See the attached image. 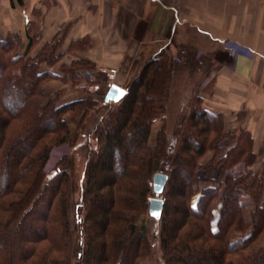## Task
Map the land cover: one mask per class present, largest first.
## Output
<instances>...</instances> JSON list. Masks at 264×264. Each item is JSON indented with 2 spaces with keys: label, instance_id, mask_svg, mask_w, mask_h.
I'll return each mask as SVG.
<instances>
[{
  "label": "trees",
  "instance_id": "1",
  "mask_svg": "<svg viewBox=\"0 0 264 264\" xmlns=\"http://www.w3.org/2000/svg\"><path fill=\"white\" fill-rule=\"evenodd\" d=\"M32 44L24 48L14 34L0 40V264H143L151 251L144 219L149 181L157 173L168 177L156 220L164 264H264V176L249 172L237 178L225 171L254 156L250 134L238 131L237 141L218 148L231 133L222 134V117L203 109L197 97L167 141L163 126L157 146H149L153 124L166 118L174 70L184 64L191 72H207L211 59L188 46L177 57L151 59L117 103L105 102L110 88L105 81L107 113L89 135L95 144L87 149L71 226L69 173L59 167L48 174L46 165L54 147L75 144L64 114L76 102L83 113L84 102H47L43 84L58 75L43 65L60 61L61 41L36 55ZM89 46L84 39L72 49ZM209 150L222 164L213 180L217 159L201 163ZM201 177L215 185H204ZM242 194L255 204L250 223Z\"/></svg>",
  "mask_w": 264,
  "mask_h": 264
},
{
  "label": "crops",
  "instance_id": "2",
  "mask_svg": "<svg viewBox=\"0 0 264 264\" xmlns=\"http://www.w3.org/2000/svg\"><path fill=\"white\" fill-rule=\"evenodd\" d=\"M11 34L24 48L32 41L33 55L60 40L59 62L84 58L98 70L194 49L215 64L203 109L248 132L256 169L264 165V0H0V40ZM84 39L88 50L72 49ZM227 42L253 55L234 57Z\"/></svg>",
  "mask_w": 264,
  "mask_h": 264
},
{
  "label": "rangeland",
  "instance_id": "3",
  "mask_svg": "<svg viewBox=\"0 0 264 264\" xmlns=\"http://www.w3.org/2000/svg\"><path fill=\"white\" fill-rule=\"evenodd\" d=\"M57 53L58 50L56 51V54ZM162 55L174 57V55L169 52H164ZM177 56L178 52L175 57ZM213 66H215V64ZM142 67L143 64H139L135 61L129 65L125 64L120 68H116L118 70L116 82L128 90L137 75L142 70ZM43 69L52 70L58 75L57 78L48 79L43 84V90L47 95V102L53 101L58 106L77 100L84 102L82 103V107L84 109L83 113L79 110L81 106H78L77 108L76 102V105L72 108V110L67 111L64 114V119L71 130L75 144L73 146L64 145L54 147L46 165V171L48 174H50L55 168L59 167L69 173L68 193L71 204L70 224L71 226H74L77 216L75 215V207L81 198L80 185L86 170L87 149L90 146L94 147L95 144L94 140H92V137L89 135L92 134L96 129V126L101 123V119L106 116L107 109L102 107L103 94L106 89L103 85H105V81L108 85L109 83L106 75L101 72L102 69H96L94 65L88 63V60L84 58L77 60L68 59L64 62H58L50 67L47 64H44ZM210 71L211 69L207 72L204 70H195L191 72L190 68L184 64L178 65V67L174 70L169 89V102L165 112L166 118L164 121L157 120L153 124L149 138L150 147L154 148L157 146V141L160 137L159 132L163 129V126L165 127L166 135L164 136L162 134L161 137H164L167 141L168 137L173 134L178 119L183 115H187L189 110L188 106L191 104V100L194 101L197 97L201 98L200 95H203V93H210L212 86V81L209 79V75L211 74ZM96 86L100 87V93L95 92ZM200 106L203 107L202 100ZM222 127V134H231L228 138L221 139V141L217 144L218 148L231 146L232 142L237 141V137L240 134L238 132L240 130L238 129L227 130L224 124ZM240 132H242V130ZM84 134L86 135L85 137L83 136ZM215 158L216 151L209 150L202 158L201 163L209 164L210 162H213ZM216 159L215 163H217V165L210 176L212 180L218 178L219 172L222 170V164L219 163L218 165L219 159ZM256 164L257 158L255 156L250 158L247 157L225 171L226 174L233 176L234 174H232L231 171L240 167V172L235 176L237 178L244 177L249 172H257L261 176H264V165L260 169H256ZM201 182H205L204 185H215V182L209 184V181H206V179L203 180L202 177ZM149 187L152 189L149 197L150 201L151 198L155 197L153 180L149 181ZM194 201H196V199ZM240 201H248L252 203L251 211L245 213V210L243 209V214L244 216L246 215L245 220L247 223H250L251 213L255 208L253 199L249 195L242 194ZM87 207L88 205L85 201V207L83 210L86 211L85 209H87ZM144 219L145 228L151 243V251L144 259L143 264H164V252L161 247V236L158 234V222L149 214H145ZM77 238L78 234L74 233L73 248L77 247Z\"/></svg>",
  "mask_w": 264,
  "mask_h": 264
},
{
  "label": "water",
  "instance_id": "4",
  "mask_svg": "<svg viewBox=\"0 0 264 264\" xmlns=\"http://www.w3.org/2000/svg\"><path fill=\"white\" fill-rule=\"evenodd\" d=\"M122 93V94H121ZM128 93V90L112 85L107 91L104 100L107 103L110 102H120ZM168 177L164 174L157 173L153 177V190L155 197L150 199L149 215L155 219L160 220L163 212L164 200L162 199V194L166 185Z\"/></svg>",
  "mask_w": 264,
  "mask_h": 264
},
{
  "label": "built area",
  "instance_id": "5",
  "mask_svg": "<svg viewBox=\"0 0 264 264\" xmlns=\"http://www.w3.org/2000/svg\"><path fill=\"white\" fill-rule=\"evenodd\" d=\"M225 47L231 49L232 55L235 57L236 55H241V54H249V55H253V53L251 51H249L246 48H243L239 45H235L232 42H227L224 44ZM101 72H103L106 75V78L108 80L109 83V87H111L112 85H117L122 87L120 84H118L116 82V78L118 75V70L116 68H108V69H102ZM213 75H209V79L212 80ZM123 88V87H122ZM125 89V88H124ZM127 90V89H126ZM240 172V167L234 169L231 171L232 174H234V176H236L237 173Z\"/></svg>",
  "mask_w": 264,
  "mask_h": 264
},
{
  "label": "snow or ice",
  "instance_id": "6",
  "mask_svg": "<svg viewBox=\"0 0 264 264\" xmlns=\"http://www.w3.org/2000/svg\"><path fill=\"white\" fill-rule=\"evenodd\" d=\"M122 94V93H121Z\"/></svg>",
  "mask_w": 264,
  "mask_h": 264
}]
</instances>
